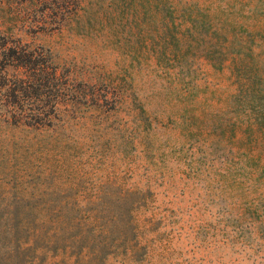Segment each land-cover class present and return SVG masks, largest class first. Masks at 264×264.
Wrapping results in <instances>:
<instances>
[{"label":"rangeland","instance_id":"374dc122","mask_svg":"<svg viewBox=\"0 0 264 264\" xmlns=\"http://www.w3.org/2000/svg\"><path fill=\"white\" fill-rule=\"evenodd\" d=\"M0 31L69 83L51 126L0 120L35 264H264V0H0Z\"/></svg>","mask_w":264,"mask_h":264},{"label":"trees","instance_id":"16d2710c","mask_svg":"<svg viewBox=\"0 0 264 264\" xmlns=\"http://www.w3.org/2000/svg\"><path fill=\"white\" fill-rule=\"evenodd\" d=\"M185 11L181 12V21ZM189 27L182 33H201L215 30L210 24L198 21L197 16H187ZM172 35L179 30V23L171 19ZM186 33V34H188ZM192 35V34H191ZM197 38L196 35L190 36ZM52 63V64H51ZM22 68V73L10 76L7 66ZM68 79L63 80L57 66L43 56L38 47L20 38L11 39L0 31V120L15 126L43 128L55 123L50 106L56 107L60 95L68 88ZM55 85L57 92L49 101L42 98L40 91H47ZM51 102V103H50ZM50 103V105H49ZM251 109L255 111V122L264 126V107L261 103ZM27 201L7 200L0 205V264H35V259L44 256L47 244L38 242V235L30 231L28 218L30 211L24 209ZM30 237L31 240H30ZM92 246H89V249ZM39 249V250H38Z\"/></svg>","mask_w":264,"mask_h":264}]
</instances>
